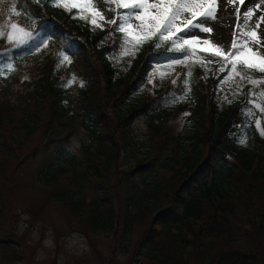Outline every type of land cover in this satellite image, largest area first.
Returning <instances> with one entry per match:
<instances>
[{"label":"trees","instance_id":"obj_1","mask_svg":"<svg viewBox=\"0 0 264 264\" xmlns=\"http://www.w3.org/2000/svg\"><path fill=\"white\" fill-rule=\"evenodd\" d=\"M11 23L34 30L35 36H50L47 47L33 51L31 40L8 41ZM0 28L5 30L0 36V222L6 211L2 185L10 188L19 165L42 150L35 174L25 179L29 192L38 185L48 189L43 193L51 189L53 202L65 204L70 216L92 230L122 226L130 233L134 223L151 214L140 242H149L160 264H262L264 137L255 115L243 110L252 85L242 82L243 101L221 104L217 85L227 69L212 73L208 65L206 70L185 60L157 92L158 98L179 97L190 71L186 98L153 107L145 96L125 113L112 115L113 101L146 81L158 58L184 54L169 51L168 43L154 48L153 39L127 57L122 71L111 60L121 49L122 34L115 26L92 30L48 0H0ZM60 52L74 54L70 63L57 66ZM139 114L157 145L135 155L121 171L122 153L138 146L134 119ZM181 116L193 124L189 133L170 125ZM74 132L80 140L76 153L55 145ZM242 135L247 136L244 145L238 142ZM118 186L125 188L124 195L113 192ZM165 234L178 259L162 251L158 241ZM218 241L234 248L218 250ZM19 250L16 240L0 237V255L18 257Z\"/></svg>","mask_w":264,"mask_h":264},{"label":"rangeland","instance_id":"obj_2","mask_svg":"<svg viewBox=\"0 0 264 264\" xmlns=\"http://www.w3.org/2000/svg\"><path fill=\"white\" fill-rule=\"evenodd\" d=\"M257 4L259 5L258 7ZM97 7L103 12L106 20H111L117 15L116 11L110 10L115 8L114 4H105L97 0ZM263 7L264 0H244L243 5L239 3V0H236L235 4L229 3L228 0H217V20L211 23V27L214 30L211 40L214 42L213 35L219 34L215 31L216 26L222 27L225 32L222 29L220 32H223L226 38L223 39L224 42H220L221 44L218 45H223L225 51H227L231 45L233 29L237 22L236 9L239 8L241 13V22L243 21V13L249 8L253 9L254 15L251 24L255 25L256 20L261 15H264ZM119 11L123 12L126 10L119 9ZM110 26L112 25L104 23V27ZM261 26L262 23L259 28V36L264 38ZM25 30L32 32L33 36L35 35L32 29L25 27ZM10 31L9 26L6 30V36ZM3 32L5 33V30ZM195 34L202 39L208 37V34L199 33L198 31ZM178 35H183V33H179ZM24 39L25 41L29 40L28 38ZM13 42L18 43L16 41ZM262 43H264V40H262ZM194 47L198 56L204 58L206 61L212 60V63L208 64L209 70L212 73L215 70L221 73L218 70L220 67L218 63L219 58L211 56V53L216 52V49L211 44L200 43ZM260 51L264 53V47H261ZM128 56L131 55H122L120 49L112 55L111 60L115 64H119V68L122 71H126L129 60L127 59ZM173 59L194 61L195 57L185 59L184 56H161L158 58L146 81L139 83L137 88L130 94L117 97L113 101L112 115L125 113L130 106L145 96L152 98L148 100L153 101V107L170 106L173 104L172 100L174 96L172 93L158 98L159 94L157 92L158 89H162L165 86L164 82L171 77L175 66L171 65ZM254 62L259 63L258 60ZM225 69H227L226 74L219 80V84L221 85L219 87V103H229L224 97H227L231 101L230 104L243 101L245 99V94L242 91L244 88L243 81H240L239 78H233L221 84L229 74L228 66ZM251 99L255 100L256 98L251 97ZM248 105L249 108L252 107V105ZM254 115L256 117L255 122L259 121V128L264 129V113L255 110ZM170 125L175 131H184L186 133H189L193 127L192 122L185 116L171 121ZM147 131L145 117L139 114L134 119V133L135 138L138 139V146L133 151L128 150L122 153V157L119 160V169L121 171L126 169L128 163L134 162L135 155H141L152 146L157 145V142H152L148 138L146 135ZM258 131L260 136L264 137L260 130ZM70 135L68 141H58L55 145L61 146L66 153L72 154L78 151L80 140L75 132ZM39 147H42V145H39ZM40 153L35 159H27L19 165V173L12 176L13 183L10 188L7 187L6 190L2 185V189L6 193L4 195L6 211L3 216V222H0V237L13 238L18 243L20 250L18 257L13 258L10 253L0 255V264H160L155 257H152L156 250L154 252L152 250L151 252L149 242H140L142 232L151 224V214H147L144 221L134 223V227L130 233H127L121 225L118 231L115 229L111 231L101 229L95 231L84 220H77L70 216L65 204L53 202L50 197L51 189H49V193H43V191H48V189L38 185L35 193L29 192L31 188L25 179L35 174L40 162ZM166 175L170 176V173H166ZM225 185L229 187L226 183ZM116 191L119 196L125 194V188L123 187L118 186L117 190H113L114 193ZM91 195L92 192L88 194L87 200L92 197ZM116 205L118 206V200H116ZM123 232H125V235ZM158 243L162 251L174 255L178 259L179 253L169 235H163ZM229 248L234 247L224 243V241L217 242L218 250H228ZM260 249L262 251L261 263L264 264V251L262 248ZM158 252L160 253V250Z\"/></svg>","mask_w":264,"mask_h":264},{"label":"snow or ice","instance_id":"obj_3","mask_svg":"<svg viewBox=\"0 0 264 264\" xmlns=\"http://www.w3.org/2000/svg\"><path fill=\"white\" fill-rule=\"evenodd\" d=\"M34 2L38 3L39 0H34ZM99 2L114 4L115 8L110 10L116 11L117 15L111 20H106L103 12L97 7V0H48V5L69 12L73 19H79L89 24L92 30L96 28L103 30L105 22L114 25L116 31L122 34L120 37L122 55H135L144 43L154 39V48L168 43L169 51L183 53L185 59L195 57L193 63L207 70V65L212 63V60L206 61L198 56L194 46L200 43L211 44L216 49V52L211 53V56L219 58L220 67L218 70L223 72L225 67L230 65L229 74L221 84L233 78H239L240 81H246L252 85L248 101L252 107L249 108L246 105L243 110L248 115H254L255 110L264 113V106H262L264 105V88L257 91L258 86L264 84V53L260 51V48L264 47V43H262L264 38L259 36V28L261 23H264V15H261L255 25H252L254 10L251 8L246 10L241 22V13L237 8L235 13L237 22L233 29L231 45L225 51L223 45H218L211 40L214 31L211 23L217 20V0H99ZM228 2L235 4L236 0H228ZM239 3L243 5L244 0H239ZM73 9L76 10L75 13H73ZM119 9L126 11L120 12ZM16 15L20 16L21 13L17 11ZM27 16L36 18L33 13H28ZM10 29V33L6 36L8 41L23 44L25 43L24 38H28L32 41L33 51L47 47L50 39V36L47 35L33 36L32 32L25 30V27L17 23H11ZM197 31L208 34V37L202 39L195 34ZM179 33H183V35H178ZM3 34V30L0 28V36ZM70 55L74 54L60 52L56 61L57 66L70 63ZM255 60H258L259 63H255ZM183 62L182 59H173L171 65ZM251 73H261L262 75L254 77ZM190 76L191 72L188 71L181 95L174 96L172 102L184 99L190 93ZM173 83L175 84L176 81ZM79 86H84L83 80ZM220 86L217 85L218 88ZM251 97L256 99L253 100ZM224 99L231 102L227 97ZM186 115L188 114L186 113ZM256 128L264 135V129L259 128V121H256ZM238 142L241 145L246 144L247 136L242 135Z\"/></svg>","mask_w":264,"mask_h":264},{"label":"bare ground","instance_id":"obj_4","mask_svg":"<svg viewBox=\"0 0 264 264\" xmlns=\"http://www.w3.org/2000/svg\"><path fill=\"white\" fill-rule=\"evenodd\" d=\"M224 2V1H223ZM226 2V1H225ZM226 5V4H225ZM228 7V6H227ZM228 8H230V7H228ZM223 9H225L224 7H223ZM263 9H264V7H263ZM220 10V9H219ZM264 11V10H263ZM222 12V11H221ZM229 13V12H228ZM222 16V15H221ZM227 17H228V15H227ZM223 24H225V23H223ZM222 24V25H223ZM221 29H222V31L223 32H225V30H223V28L222 27H217L216 26V30L215 31H217L216 33H219V34H214L213 35V40H214V42L216 43V44H221L220 42H224V40L223 39H225L226 37H225V35H224V33L223 32H220L221 31ZM261 29L263 30V33H264V23H262V26H261ZM214 32V31H213ZM262 33V34H263Z\"/></svg>","mask_w":264,"mask_h":264}]
</instances>
